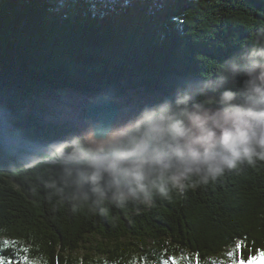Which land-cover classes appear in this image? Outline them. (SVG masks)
I'll return each instance as SVG.
<instances>
[{
    "label": "trees",
    "instance_id": "16d2710c",
    "mask_svg": "<svg viewBox=\"0 0 264 264\" xmlns=\"http://www.w3.org/2000/svg\"><path fill=\"white\" fill-rule=\"evenodd\" d=\"M261 58L264 0H0V110L39 143L77 138L72 124L25 111L44 92L162 95L152 109L184 90H236ZM13 164L0 146V256L10 264L264 262V161L122 207L110 173L93 182L88 165Z\"/></svg>",
    "mask_w": 264,
    "mask_h": 264
},
{
    "label": "clouds",
    "instance_id": "9594fccd",
    "mask_svg": "<svg viewBox=\"0 0 264 264\" xmlns=\"http://www.w3.org/2000/svg\"><path fill=\"white\" fill-rule=\"evenodd\" d=\"M243 75L247 78L236 90L186 95L174 106L164 103L143 110L106 150L93 154L95 150L76 138L53 145L50 158L87 163L94 169L93 182L109 172L119 207L207 185L226 172L253 166L264 161V58L253 60ZM121 180L127 190L120 187Z\"/></svg>",
    "mask_w": 264,
    "mask_h": 264
},
{
    "label": "rangeland",
    "instance_id": "374dc122",
    "mask_svg": "<svg viewBox=\"0 0 264 264\" xmlns=\"http://www.w3.org/2000/svg\"><path fill=\"white\" fill-rule=\"evenodd\" d=\"M161 98L162 95L160 94L150 96L143 91H130L124 97L116 101L114 100V103L120 106L118 107L120 113L112 125V131L104 141H95L92 138L91 122L89 120L82 121L80 119L81 108L79 104L84 103L87 98L78 93H60L54 97H50L44 92L37 98L35 97L33 103L27 104L25 111L27 113H40L41 119L51 124H72L77 138H79L85 146L95 150L104 146L107 147L108 142L116 138V135L126 126L133 124L143 110L147 109L150 104L159 102ZM9 129L13 135H17L11 128ZM13 165L25 168L19 163L16 154H14ZM252 264H264V262L256 260Z\"/></svg>",
    "mask_w": 264,
    "mask_h": 264
},
{
    "label": "water",
    "instance_id": "95a60500",
    "mask_svg": "<svg viewBox=\"0 0 264 264\" xmlns=\"http://www.w3.org/2000/svg\"><path fill=\"white\" fill-rule=\"evenodd\" d=\"M192 93L195 94V93H209V92L202 91V90H193V89L184 90L181 92H176V93L168 96L166 98V100L163 102V104L164 103H170L176 97H180V96L192 94ZM209 94H212V93H209ZM114 102L115 101L112 99H108L105 97H99V99L97 101H93V100L87 98V100L84 103L79 104V107L81 108L80 119L82 121L89 120L91 122L92 138L95 141L106 140L108 135L110 134V132L113 129L112 125L114 124L116 117H118V115L120 113L118 106ZM5 123H6V125H9L10 127H12V129L14 128L13 126H11L6 121V119L2 115V111L0 110V146L5 150L6 153L14 156V154L19 153V152L21 153V152H23V150L20 149V147H18V146L11 145L3 137L2 127H3V124H5ZM21 138L23 140H25L27 143L32 144L38 148H46V147L50 146V144H48V143H39V142H35L34 140H30L27 138H23V137H21ZM59 141L69 142V141H63V140H59ZM56 142H58V141H56ZM26 152L34 155L35 157H37L39 159V162L36 165H38L40 163L48 164L50 166H53V165H62V166L88 165L87 163H84V162H77V163L62 162L61 160L50 158L48 156V154L41 152V151L28 150ZM93 154H95V152H93ZM25 169H29V168L25 167Z\"/></svg>",
    "mask_w": 264,
    "mask_h": 264
},
{
    "label": "bare ground",
    "instance_id": "6f19581e",
    "mask_svg": "<svg viewBox=\"0 0 264 264\" xmlns=\"http://www.w3.org/2000/svg\"><path fill=\"white\" fill-rule=\"evenodd\" d=\"M9 128H10L9 125H6V123L3 124L2 135L8 141V143H10L11 145L18 146V147H20V149L23 150V152L16 153V155L18 156L19 163L24 167L30 168L32 166H35L39 162V159L37 157H35L32 154H29L26 151H28V150L41 151V152L48 154V156L50 157V153L53 151L52 146L62 142V141H58L55 143H51L49 147L38 148L32 144L27 143L19 135H13ZM52 159H56V158H52ZM57 160H61V159H57ZM61 161L62 162H68L65 160H61ZM107 173H109V172H107Z\"/></svg>",
    "mask_w": 264,
    "mask_h": 264
},
{
    "label": "snow or ice",
    "instance_id": "6c2138e0",
    "mask_svg": "<svg viewBox=\"0 0 264 264\" xmlns=\"http://www.w3.org/2000/svg\"><path fill=\"white\" fill-rule=\"evenodd\" d=\"M3 247H15V244L12 241L5 240V241H3ZM243 248H244V245L242 243L241 244H238L236 246L237 252L242 251ZM0 250H2V249H0ZM23 251L27 252L28 249L25 248V249H23ZM0 264H10V262L7 261L2 256H0ZM24 264H30V262L28 261L27 257H24ZM165 264H168V261H165ZM173 264H175V261L173 262Z\"/></svg>",
    "mask_w": 264,
    "mask_h": 264
},
{
    "label": "built area",
    "instance_id": "2783aa9c",
    "mask_svg": "<svg viewBox=\"0 0 264 264\" xmlns=\"http://www.w3.org/2000/svg\"><path fill=\"white\" fill-rule=\"evenodd\" d=\"M69 142H71V141H69Z\"/></svg>",
    "mask_w": 264,
    "mask_h": 264
}]
</instances>
